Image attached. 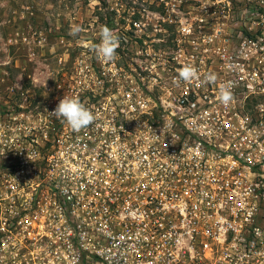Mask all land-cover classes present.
<instances>
[{
    "label": "built area",
    "instance_id": "obj_1",
    "mask_svg": "<svg viewBox=\"0 0 264 264\" xmlns=\"http://www.w3.org/2000/svg\"><path fill=\"white\" fill-rule=\"evenodd\" d=\"M164 6L192 49L92 70V125L9 139L0 264H264V0Z\"/></svg>",
    "mask_w": 264,
    "mask_h": 264
},
{
    "label": "rangeland",
    "instance_id": "obj_2",
    "mask_svg": "<svg viewBox=\"0 0 264 264\" xmlns=\"http://www.w3.org/2000/svg\"><path fill=\"white\" fill-rule=\"evenodd\" d=\"M178 1L0 0V178L15 158L9 139L36 132L41 115L64 96L85 90L94 79L92 70L133 67L141 54L192 49L193 44L175 40L183 39L179 25L164 24L172 15L164 4ZM74 24L84 30L79 36L69 35ZM102 26L119 37L115 62H102L90 51L100 42ZM190 30L198 34L197 28Z\"/></svg>",
    "mask_w": 264,
    "mask_h": 264
},
{
    "label": "clouds",
    "instance_id": "obj_3",
    "mask_svg": "<svg viewBox=\"0 0 264 264\" xmlns=\"http://www.w3.org/2000/svg\"><path fill=\"white\" fill-rule=\"evenodd\" d=\"M83 31L80 25L74 24L70 27L69 35L79 36ZM119 46V37L107 26H102L100 29V42L91 45L90 51L102 62H115ZM177 72L178 78L174 81L177 84L180 81L191 83L200 79L197 69L191 65H184L177 69ZM216 80V75L214 73H209L204 77L203 83L215 84ZM218 99L224 105L231 102L233 93L230 85L222 84L219 86ZM50 113L57 119H61L62 122H65L74 132H80L82 129L92 125L96 119L93 112L89 110L78 97L64 96Z\"/></svg>",
    "mask_w": 264,
    "mask_h": 264
},
{
    "label": "trees",
    "instance_id": "obj_4",
    "mask_svg": "<svg viewBox=\"0 0 264 264\" xmlns=\"http://www.w3.org/2000/svg\"><path fill=\"white\" fill-rule=\"evenodd\" d=\"M169 28V27H168ZM170 30V29H169Z\"/></svg>",
    "mask_w": 264,
    "mask_h": 264
}]
</instances>
